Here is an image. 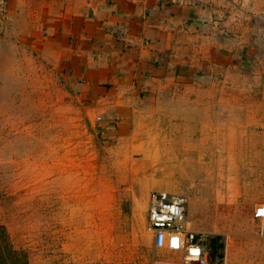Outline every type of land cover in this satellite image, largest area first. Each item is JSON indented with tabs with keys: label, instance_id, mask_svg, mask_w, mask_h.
Returning <instances> with one entry per match:
<instances>
[{
	"label": "rangeland",
	"instance_id": "374dc122",
	"mask_svg": "<svg viewBox=\"0 0 264 264\" xmlns=\"http://www.w3.org/2000/svg\"><path fill=\"white\" fill-rule=\"evenodd\" d=\"M247 1L218 31L249 38L250 71L165 81L112 138L75 80L0 38V223L24 264H183L154 246V193L186 200L209 264H264V156L241 137L264 149V5Z\"/></svg>",
	"mask_w": 264,
	"mask_h": 264
},
{
	"label": "crops",
	"instance_id": "0c3cea01",
	"mask_svg": "<svg viewBox=\"0 0 264 264\" xmlns=\"http://www.w3.org/2000/svg\"><path fill=\"white\" fill-rule=\"evenodd\" d=\"M225 1L0 0V38L75 80L92 109L110 120L103 132L112 138L165 81L236 67L250 71L249 38L225 39L218 31L233 25ZM243 136L248 157L264 156V149L250 145L260 133Z\"/></svg>",
	"mask_w": 264,
	"mask_h": 264
},
{
	"label": "built area",
	"instance_id": "2783aa9c",
	"mask_svg": "<svg viewBox=\"0 0 264 264\" xmlns=\"http://www.w3.org/2000/svg\"><path fill=\"white\" fill-rule=\"evenodd\" d=\"M253 216L264 222V206L258 207ZM148 223L156 249L180 253L183 264H209L204 242L199 243L196 234L186 228V200L183 197L152 194ZM261 234L264 236V228Z\"/></svg>",
	"mask_w": 264,
	"mask_h": 264
},
{
	"label": "trees",
	"instance_id": "16d2710c",
	"mask_svg": "<svg viewBox=\"0 0 264 264\" xmlns=\"http://www.w3.org/2000/svg\"><path fill=\"white\" fill-rule=\"evenodd\" d=\"M215 247V242L212 241V250ZM25 261L18 257V253L10 242L6 227L0 223V264H24Z\"/></svg>",
	"mask_w": 264,
	"mask_h": 264
}]
</instances>
